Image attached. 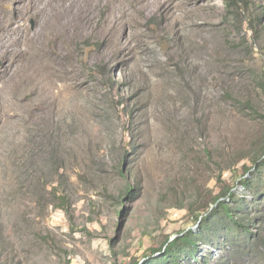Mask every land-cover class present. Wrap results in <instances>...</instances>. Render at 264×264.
<instances>
[{
  "label": "rangeland",
  "instance_id": "obj_1",
  "mask_svg": "<svg viewBox=\"0 0 264 264\" xmlns=\"http://www.w3.org/2000/svg\"><path fill=\"white\" fill-rule=\"evenodd\" d=\"M23 1L0 0V264L142 261L264 154V0H87L72 25Z\"/></svg>",
  "mask_w": 264,
  "mask_h": 264
},
{
  "label": "trees",
  "instance_id": "obj_2",
  "mask_svg": "<svg viewBox=\"0 0 264 264\" xmlns=\"http://www.w3.org/2000/svg\"><path fill=\"white\" fill-rule=\"evenodd\" d=\"M224 1L227 10L242 4L250 7L244 0ZM203 152L210 159V152ZM243 170L244 175L225 186L209 206L196 214L195 229L166 238L160 248L134 264H237L238 260L242 264H264V154L252 161V167L243 165ZM131 190L128 188L126 194ZM58 200L60 207L67 204L65 196Z\"/></svg>",
  "mask_w": 264,
  "mask_h": 264
},
{
  "label": "bare ground",
  "instance_id": "obj_3",
  "mask_svg": "<svg viewBox=\"0 0 264 264\" xmlns=\"http://www.w3.org/2000/svg\"><path fill=\"white\" fill-rule=\"evenodd\" d=\"M21 1H23V0H21ZM86 1L87 0H79L80 3L77 4V5H74L76 3L75 0H27V2L23 1L20 5L25 3L27 5V7L33 8V7H36V6H39V5L40 6H42V5L46 6V4L48 5V4H52L53 3L54 12H55V15L53 16L54 19H56L57 22H59V21H61L64 18L63 25H65V24L72 25L73 24V20H72V15L73 14L72 13L73 12L78 13V12H81V11L83 12L86 8H88V4H87ZM42 7H44V6H42ZM87 13H86V15H87ZM73 17H74V15H73ZM13 20L9 21V23H13L14 21H16V20H14V21Z\"/></svg>",
  "mask_w": 264,
  "mask_h": 264
}]
</instances>
